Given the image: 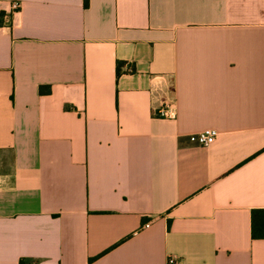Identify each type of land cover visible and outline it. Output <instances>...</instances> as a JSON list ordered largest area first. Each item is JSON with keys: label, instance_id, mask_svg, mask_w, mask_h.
<instances>
[{"label": "crops", "instance_id": "obj_1", "mask_svg": "<svg viewBox=\"0 0 264 264\" xmlns=\"http://www.w3.org/2000/svg\"><path fill=\"white\" fill-rule=\"evenodd\" d=\"M0 14V264H264V0Z\"/></svg>", "mask_w": 264, "mask_h": 264}, {"label": "built area", "instance_id": "obj_2", "mask_svg": "<svg viewBox=\"0 0 264 264\" xmlns=\"http://www.w3.org/2000/svg\"><path fill=\"white\" fill-rule=\"evenodd\" d=\"M21 8V4L18 1H14L11 6V14L18 12ZM171 106H168L166 109L164 108L161 112L168 117L172 116ZM219 131L215 129H207L202 132L192 134L190 136V141L198 146L207 147L213 144L217 138L219 137ZM145 227H149V224ZM167 264H176V260L174 258H169Z\"/></svg>", "mask_w": 264, "mask_h": 264}, {"label": "trees", "instance_id": "obj_3", "mask_svg": "<svg viewBox=\"0 0 264 264\" xmlns=\"http://www.w3.org/2000/svg\"><path fill=\"white\" fill-rule=\"evenodd\" d=\"M4 14H0V27L4 25ZM119 75V70H118ZM43 90V89H42ZM252 237L254 239H264V211H252Z\"/></svg>", "mask_w": 264, "mask_h": 264}]
</instances>
